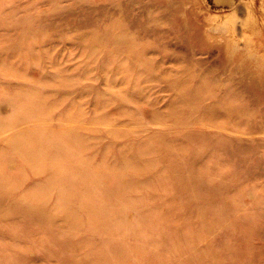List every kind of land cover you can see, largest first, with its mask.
Segmentation results:
<instances>
[{
    "label": "rangeland",
    "instance_id": "1",
    "mask_svg": "<svg viewBox=\"0 0 264 264\" xmlns=\"http://www.w3.org/2000/svg\"><path fill=\"white\" fill-rule=\"evenodd\" d=\"M215 1L0 0V264H264V0Z\"/></svg>",
    "mask_w": 264,
    "mask_h": 264
},
{
    "label": "bare ground",
    "instance_id": "2",
    "mask_svg": "<svg viewBox=\"0 0 264 264\" xmlns=\"http://www.w3.org/2000/svg\"><path fill=\"white\" fill-rule=\"evenodd\" d=\"M220 2V3H224V4H229V5H234V4H237V0H216L215 2ZM246 1V0H245ZM218 4V3H217ZM252 4V3H251ZM249 5H250V3H249ZM246 8V7H245ZM245 8H244V10H245ZM251 8V7H250ZM262 10V9H261ZM246 12H247V10H246ZM247 14H249V13H247ZM255 17V16H254ZM253 18V17H252ZM253 20V19H252ZM251 20V21H252ZM226 21V20H225ZM247 21H248V19H247ZM236 26V25H235ZM235 26H233V27H235ZM264 27V26H263ZM197 28V27H196ZM215 30L214 31H216V28H214ZM218 29V28H217ZM224 29V28H223ZM226 29V28H225ZM224 29V30H225ZM235 29V28H234ZM219 30V29H218ZM261 30V29H260ZM231 31H232V29H231ZM230 31V32H231ZM185 32V31H184ZM200 32V31H199ZM225 32V31H224ZM228 31H226L225 33H227ZM235 33V32H234ZM222 34V33H221ZM235 36V35H234ZM239 36V35H238ZM241 38V37H240ZM235 39V38H234ZM238 39V38H237ZM236 39V40H237ZM228 40H230V39H228ZM201 41H203V40H201ZM230 41H232V40H230ZM238 41V40H237ZM237 41H235V42H237ZM228 43V42H227ZM230 43V42H229ZM244 43V42H243ZM229 45V44H228ZM236 45H237V43H236ZM248 46V45H247ZM242 47V46H241ZM237 49L239 48V47H236ZM257 48V47H256ZM245 49V48H244ZM239 51V50H238ZM252 52V51H251ZM255 52V51H254ZM249 54V53H248ZM251 56V55H250ZM249 56V57H250ZM255 56V55H254ZM257 56V55H256ZM258 58V57H257ZM259 59V58H258ZM257 59V60H258ZM262 62H264V60L262 61ZM264 64V63H263ZM259 65V64H258ZM262 216V215H261ZM259 217V216H258ZM261 219V218H260ZM258 220H259V218H258ZM259 222V221H258Z\"/></svg>",
    "mask_w": 264,
    "mask_h": 264
}]
</instances>
